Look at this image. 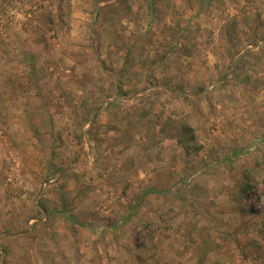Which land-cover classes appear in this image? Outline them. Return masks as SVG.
I'll list each match as a JSON object with an SVG mask.
<instances>
[{
    "label": "rangeland",
    "instance_id": "374dc122",
    "mask_svg": "<svg viewBox=\"0 0 264 264\" xmlns=\"http://www.w3.org/2000/svg\"><path fill=\"white\" fill-rule=\"evenodd\" d=\"M0 19V264H264V0Z\"/></svg>",
    "mask_w": 264,
    "mask_h": 264
},
{
    "label": "crops",
    "instance_id": "0c3cea01",
    "mask_svg": "<svg viewBox=\"0 0 264 264\" xmlns=\"http://www.w3.org/2000/svg\"><path fill=\"white\" fill-rule=\"evenodd\" d=\"M29 182V181H28ZM31 185H33V184H31ZM29 186H27V188H28ZM33 187V186H32ZM28 189H30V188H28ZM15 201V203L16 204H18V203H20V204H25L26 206H29V198L27 197V196H25V195H23V196H21V197H16L15 199H14ZM26 215L24 214V213H22V212H15L14 211V213H12V216H11V219H12V222L15 220V221H18L19 219H22V218H24ZM9 217V216H8ZM28 218V217H27ZM26 218V219H27ZM15 224V223H14ZM4 232L2 231V232H0V234H3Z\"/></svg>",
    "mask_w": 264,
    "mask_h": 264
},
{
    "label": "trees",
    "instance_id": "16d2710c",
    "mask_svg": "<svg viewBox=\"0 0 264 264\" xmlns=\"http://www.w3.org/2000/svg\"><path fill=\"white\" fill-rule=\"evenodd\" d=\"M251 184H248L247 182L244 184V188L242 189V194L243 195H246V193H247V191H248V189H251ZM152 192H154V190H147L146 192H145V194L146 195H148L149 193H152ZM124 220H125V218H123L122 219V223H124ZM121 223V224H122Z\"/></svg>",
    "mask_w": 264,
    "mask_h": 264
},
{
    "label": "built area",
    "instance_id": "2783aa9c",
    "mask_svg": "<svg viewBox=\"0 0 264 264\" xmlns=\"http://www.w3.org/2000/svg\"><path fill=\"white\" fill-rule=\"evenodd\" d=\"M4 23H5V20L0 19V25H1V27L3 26Z\"/></svg>",
    "mask_w": 264,
    "mask_h": 264
}]
</instances>
